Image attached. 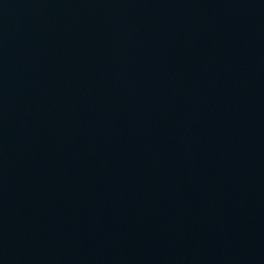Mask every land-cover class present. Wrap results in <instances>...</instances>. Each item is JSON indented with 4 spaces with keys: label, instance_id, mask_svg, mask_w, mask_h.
<instances>
[{
    "label": "water",
    "instance_id": "water-1",
    "mask_svg": "<svg viewBox=\"0 0 264 264\" xmlns=\"http://www.w3.org/2000/svg\"><path fill=\"white\" fill-rule=\"evenodd\" d=\"M0 264H264V0H0Z\"/></svg>",
    "mask_w": 264,
    "mask_h": 264
}]
</instances>
